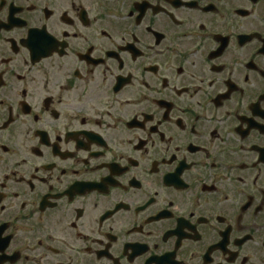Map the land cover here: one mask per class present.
<instances>
[{"label":"flooded vegetation","instance_id":"af4514ba","mask_svg":"<svg viewBox=\"0 0 264 264\" xmlns=\"http://www.w3.org/2000/svg\"><path fill=\"white\" fill-rule=\"evenodd\" d=\"M0 264H264V0H0Z\"/></svg>","mask_w":264,"mask_h":264}]
</instances>
